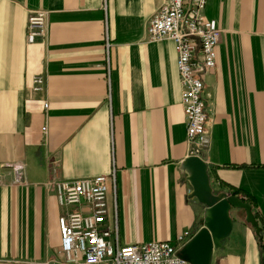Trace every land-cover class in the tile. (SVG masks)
<instances>
[{"label":"crops","instance_id":"crops-1","mask_svg":"<svg viewBox=\"0 0 264 264\" xmlns=\"http://www.w3.org/2000/svg\"><path fill=\"white\" fill-rule=\"evenodd\" d=\"M162 2L0 0V264L60 260L66 209L53 181L112 169L120 245L192 237L205 210L180 171L192 154L215 189H239L264 221V0H207L203 14L220 36L204 77L209 143L197 153L186 139L175 45L147 35ZM34 10L47 11L46 33L27 44ZM37 73L45 86L33 94ZM28 97L48 107H26ZM230 215L211 264H260L243 210Z\"/></svg>","mask_w":264,"mask_h":264},{"label":"built area","instance_id":"built-area-1","mask_svg":"<svg viewBox=\"0 0 264 264\" xmlns=\"http://www.w3.org/2000/svg\"><path fill=\"white\" fill-rule=\"evenodd\" d=\"M206 3L207 0H163L147 28L150 41L166 38L175 45L186 139L195 153L209 143L205 130L208 95L204 77L216 64L220 36L215 22L203 14ZM46 20L45 10L28 14L27 44L45 36ZM108 47L106 39V50ZM44 86L43 75L34 74L30 92L41 93ZM31 104L42 109L48 107L44 101L26 98V107ZM11 166L19 178L22 166ZM115 180V170L112 169L106 175L53 181L57 202L66 209L57 219L61 259H48L42 264H189L176 256V251L191 238L188 232L177 235L174 243L162 240L119 244ZM109 198L112 206H109Z\"/></svg>","mask_w":264,"mask_h":264},{"label":"water","instance_id":"water-1","mask_svg":"<svg viewBox=\"0 0 264 264\" xmlns=\"http://www.w3.org/2000/svg\"><path fill=\"white\" fill-rule=\"evenodd\" d=\"M184 180L190 185L189 197L205 206L200 229L177 251L176 256L189 264H211L214 249L220 248L222 241L232 229L231 208L241 209L245 221L254 228L261 241V227L248 200H243L232 191L215 189L210 183L208 165L198 155L192 154L180 163Z\"/></svg>","mask_w":264,"mask_h":264},{"label":"trees","instance_id":"trees-1","mask_svg":"<svg viewBox=\"0 0 264 264\" xmlns=\"http://www.w3.org/2000/svg\"><path fill=\"white\" fill-rule=\"evenodd\" d=\"M230 189L234 194H242L243 200L249 201L248 195L244 194V196H243V193H241L242 191H240L239 189H236L234 187H231ZM253 213H254L256 220L259 222V226L261 227V231H260L261 241H259L260 251H261L260 264H264V221H262V219H260L255 212H253Z\"/></svg>","mask_w":264,"mask_h":264}]
</instances>
